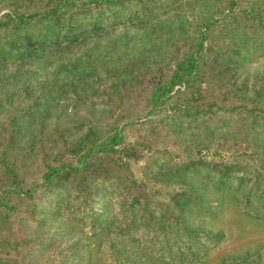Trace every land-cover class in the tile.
<instances>
[{
	"label": "trees",
	"instance_id": "trees-1",
	"mask_svg": "<svg viewBox=\"0 0 264 264\" xmlns=\"http://www.w3.org/2000/svg\"><path fill=\"white\" fill-rule=\"evenodd\" d=\"M260 57L264 0H0V264L22 207L85 230L72 264L91 243L97 264L198 263L223 238L194 220L210 188L264 221ZM57 106L109 123L47 127Z\"/></svg>",
	"mask_w": 264,
	"mask_h": 264
},
{
	"label": "rangeland",
	"instance_id": "rangeland-1",
	"mask_svg": "<svg viewBox=\"0 0 264 264\" xmlns=\"http://www.w3.org/2000/svg\"><path fill=\"white\" fill-rule=\"evenodd\" d=\"M254 71L264 74V57L252 60L245 69L248 76ZM17 98L18 96L14 97V99ZM2 113L3 111L0 115ZM86 117L91 119L93 125L97 127H105L109 123L107 112L103 109L92 111L85 116L81 113L63 112L61 107L57 106L47 122V127L53 124L82 123ZM195 129L198 130V128H193L192 131ZM237 129V125L232 123L221 128L220 131L228 133V131ZM183 132L193 137L187 128H184ZM195 135L198 136V133ZM207 201L211 208L195 216V223L212 231H220L223 238L216 246L208 249L205 256L196 264H218L222 258L236 257L245 253H257L259 255L258 264H264V221L242 214L238 210L237 199L229 193L210 188L207 192ZM26 211L22 207L14 217L12 224L15 237L24 242L17 255L20 264H55L58 262L72 264L69 245L76 239L82 245L90 242L84 229L73 228L50 218L39 222L38 217L30 219ZM92 246L91 243V249L81 254L82 264H97V253Z\"/></svg>",
	"mask_w": 264,
	"mask_h": 264
}]
</instances>
